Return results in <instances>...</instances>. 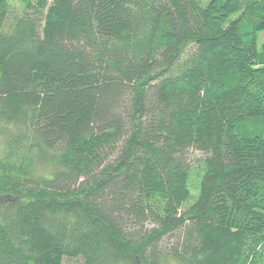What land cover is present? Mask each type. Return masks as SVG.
I'll return each mask as SVG.
<instances>
[{"label":"trees","instance_id":"1","mask_svg":"<svg viewBox=\"0 0 264 264\" xmlns=\"http://www.w3.org/2000/svg\"><path fill=\"white\" fill-rule=\"evenodd\" d=\"M264 0H0V264H264Z\"/></svg>","mask_w":264,"mask_h":264},{"label":"rangeland","instance_id":"2","mask_svg":"<svg viewBox=\"0 0 264 264\" xmlns=\"http://www.w3.org/2000/svg\"><path fill=\"white\" fill-rule=\"evenodd\" d=\"M264 44V33H261L258 35V45L259 47H261ZM64 264H77L74 262H67V260H65ZM176 264V263H173Z\"/></svg>","mask_w":264,"mask_h":264}]
</instances>
